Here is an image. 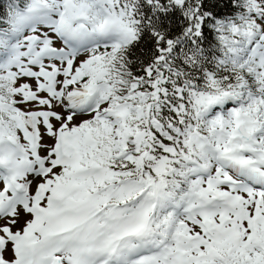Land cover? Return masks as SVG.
Wrapping results in <instances>:
<instances>
[{
    "label": "snow or ice",
    "instance_id": "snow-or-ice-1",
    "mask_svg": "<svg viewBox=\"0 0 264 264\" xmlns=\"http://www.w3.org/2000/svg\"><path fill=\"white\" fill-rule=\"evenodd\" d=\"M0 264H264V0H0Z\"/></svg>",
    "mask_w": 264,
    "mask_h": 264
}]
</instances>
